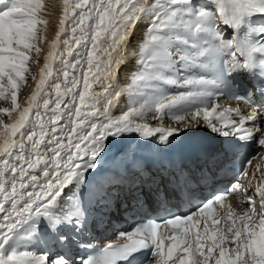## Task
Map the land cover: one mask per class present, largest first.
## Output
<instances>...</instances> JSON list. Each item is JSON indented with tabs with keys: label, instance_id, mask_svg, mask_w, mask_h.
I'll use <instances>...</instances> for the list:
<instances>
[{
	"label": "snow or ice",
	"instance_id": "obj_1",
	"mask_svg": "<svg viewBox=\"0 0 264 264\" xmlns=\"http://www.w3.org/2000/svg\"><path fill=\"white\" fill-rule=\"evenodd\" d=\"M207 2L211 8H197L194 0H62L55 38L27 106L21 108L17 92L26 82L31 53L41 52L33 43L43 39L38 25L48 21L39 16L42 0H0V99L11 103L0 108V264H76L65 253L38 254L24 245L38 234L41 222L53 233L65 225L83 227L86 212L80 196L70 198L67 207H58V202L70 184H83L85 172L97 168L110 137L136 135L144 148L141 155L136 147L122 150L114 163L121 174L107 175L102 189L124 186L134 192V207L140 210L147 206V190L165 213L167 186L187 196L196 182L166 156L175 134L205 126L223 137L256 138L264 149V110L254 102L257 95L264 97V27L237 35L246 18L264 16V0ZM225 27L233 29L230 37H225ZM138 33L137 51L132 40ZM222 55L227 59L218 69ZM132 59L136 67L131 83L122 87V68ZM192 67L200 74H190ZM234 74H247V84L234 83ZM157 82L183 90L163 93ZM125 92L132 103L113 115ZM221 98L242 103L247 114L219 105ZM147 114L158 124L167 115L175 125L138 122ZM249 164L251 160L233 187L195 211L149 219L120 232L118 242L107 243L96 256L80 258L79 264H120L147 248V264H264V165L256 166L259 176H249ZM254 180L260 182L249 193ZM211 181L210 172L202 170L198 182ZM229 194L246 199L249 207L236 212L225 202ZM217 204L225 209L220 219L214 217ZM201 220L203 229L197 231ZM162 227L172 233L167 245ZM73 239L58 236L61 245Z\"/></svg>",
	"mask_w": 264,
	"mask_h": 264
},
{
	"label": "bare ground",
	"instance_id": "obj_2",
	"mask_svg": "<svg viewBox=\"0 0 264 264\" xmlns=\"http://www.w3.org/2000/svg\"><path fill=\"white\" fill-rule=\"evenodd\" d=\"M197 0H194V2ZM200 1V0H198ZM207 4H209L207 2V0H204ZM42 3L44 5L43 10L39 13V16L43 19H46L48 21L47 25H40V29L42 30L40 32V35L43 37L42 41L37 43V46L41 48V52L39 53V55L37 56V54L34 52V57L32 58L33 60H36L37 62L34 63V67H32V71L31 74H35L36 79H33V83L30 85V88H28V92L25 94L23 93L26 87H22L20 86V93H19V101L17 102V104L22 108L27 106V100L31 95V91L35 89L36 83L39 79V69L43 66L44 63V59L47 55V51H48V44L51 42V40H53L55 38V33L58 30V23H59V19L62 15V0H42ZM198 3V2H196ZM211 7L212 5L209 4ZM141 26L142 27H146L147 26V21H142L141 22ZM141 38L140 34L138 33L136 36L133 37V45L132 47L134 49H136L138 51V48L136 46V39L137 41H139ZM183 47V46H181ZM66 55V53H65ZM55 69V65L53 66ZM136 67V60L132 59L128 62L127 65L123 66L122 68V72L124 73V75L121 77L120 83L122 87H127L131 82H130V78L131 75H133V71ZM29 75V74H28ZM32 76V75H31ZM31 78V77H30ZM156 86H158L159 90L163 93H168V94H172V93H176V92H169L166 89H164L163 87L160 86V83L157 82ZM183 90V89H182ZM181 90V91H182ZM19 92V90H18ZM132 103V96L130 95V93L125 92L124 95H122L118 102L116 107L113 109V115H118L120 114L121 110H124L127 108V106H129ZM217 103L219 105H222L225 108H237L239 107L241 109L242 112H244V114H247V112H245V108L246 106L243 104H238V103H227L225 104L222 101H217ZM195 107V105L193 106ZM173 111H177V110H173ZM13 116H16L17 113H12ZM165 117L171 121H173L170 117H168L167 115H165ZM34 118L33 114H30V119ZM234 119H237V117H235L233 115ZM10 120L9 118L5 121V123H9ZM142 122V121H139ZM175 125V124H174ZM189 132H182L179 135L175 134L173 137L176 138L175 142L170 143V145H174L177 143H181L177 149H179L181 146L187 144L188 141H192L195 139L200 138L201 133L207 132L209 134L210 130L205 127V126H200L197 128H192L189 129ZM119 141V143L117 142ZM179 141V142H178ZM106 143L108 144V147L106 148L104 153H101V155L97 158V168L96 169H88L85 174H84V183L86 182V180L94 177L95 175V171L97 169H107L109 164H111V162L113 161V158L115 157V155H117L118 153H120L122 150H127L128 147H135L136 145L141 144V142L139 141V137L136 135H132L130 137L128 136H122L119 138H114V137H110L108 139V141H106ZM252 145L253 142H252ZM257 148L259 149V153L257 154L256 158L253 160V163L248 167L247 171L249 173V176H251L253 173H255L257 176H259V172L257 171V164H260L263 161V165H264V149L261 148V146L257 143ZM205 163H208L207 160H204ZM212 163V161H209ZM106 175V173H103V176ZM246 182V180L244 181ZM259 180H254L253 183V188L249 189V193L254 192L255 186H257L259 184ZM74 183V184H73ZM72 184H70L68 186V188L65 189L64 192V196L65 194H69V192L71 190H73L71 187H75V189L80 190L82 188V184L78 183V181H74ZM71 186V187H70ZM74 193V191H73ZM249 193H244V196L246 197ZM65 198V197H64ZM237 201L232 200L231 202H229V205H231L233 207V209L236 212H241L243 209L249 207V206H243V203L241 202V198L238 197L236 195ZM70 199V198H69ZM246 200V199H244ZM255 202L258 203L259 205V199L258 196L255 197ZM64 201H59L58 202V207H63L62 205ZM225 212V209H223V212L221 211L218 215V217H216L217 219H220L223 214ZM254 220H256V218H254ZM209 224H211V221H209ZM223 224V221H221V225H217V227H221ZM202 225V226H201ZM204 226V221L200 222L199 225V231H202ZM202 228V229H201ZM40 235V234H39ZM38 240V236L33 237L30 241H28L29 244H35L38 245V248H40V242H37ZM234 245L229 244L228 247L231 248ZM33 249V247H32ZM33 252L36 253H41L37 248L36 250H32ZM218 254V250L216 253H214V255ZM176 255L178 254H174V259L176 257Z\"/></svg>",
	"mask_w": 264,
	"mask_h": 264
},
{
	"label": "rangeland",
	"instance_id": "obj_3",
	"mask_svg": "<svg viewBox=\"0 0 264 264\" xmlns=\"http://www.w3.org/2000/svg\"><path fill=\"white\" fill-rule=\"evenodd\" d=\"M39 27H40V25H38V28H39ZM33 43H34V44H37L36 41H33ZM33 55H34V52L31 53V58L34 57ZM32 60H33V59H30V61H29L28 64L26 65V67L28 68V72L25 73L26 82L20 85V86H22V87H26L25 90H24V92H23V93H25V94L29 91L28 88H30V85H31V84L33 83V81H34L33 78H32V76H31L32 67H34V63L32 62ZM28 74H29V75H28ZM30 77H31V78H30ZM6 79H7V78H5V81H4L5 83H6ZM130 79H131V78H130ZM130 82H131V80H130ZM156 88H157V87H156ZM19 93H20V88H19V92H17V102L19 101L18 98L21 97V96H19ZM3 107H9V108L11 107L10 99H9V100L0 99V108H3ZM7 119H8V117H7V116H4V121H6ZM139 121H142L143 123H148L150 127H157V126H161V125L164 126V127H168V126H173V125L175 124L174 121H171V120L167 119L166 117H164L163 122H160V124H158L157 121H156V118L153 117L151 114H147V115L143 118V120H138V122H139ZM170 122H171V123H170ZM195 128H196V127H195ZM180 133H182V132H179L178 135H179ZM260 165H263V161L260 163ZM73 184H74V183H73ZM73 184H72V185H73ZM70 187H71V186H70ZM64 199H66V196H65ZM65 201H68V200L66 199ZM24 247L27 248V250L32 251L31 246L28 245L27 242L25 243Z\"/></svg>",
	"mask_w": 264,
	"mask_h": 264
}]
</instances>
